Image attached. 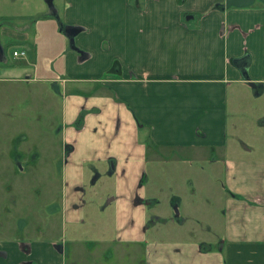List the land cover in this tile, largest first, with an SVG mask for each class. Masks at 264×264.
<instances>
[{"label": "crops", "instance_id": "obj_1", "mask_svg": "<svg viewBox=\"0 0 264 264\" xmlns=\"http://www.w3.org/2000/svg\"><path fill=\"white\" fill-rule=\"evenodd\" d=\"M223 4L0 0V19L20 23L16 32L2 28L1 37L22 41L29 62L3 72L28 75L30 83L43 81L36 78L43 73L39 47L47 35L39 33L40 25L62 34L55 13L64 27L80 28L74 42L84 55L66 43L69 76L61 80L70 89L58 130L67 149L65 196L56 209L64 223L82 220L84 172L109 165L119 183L108 201L115 206L118 241L143 244L146 264H264V100H258L264 98V5ZM34 25L39 32L33 33ZM248 132L261 144H248ZM175 149L211 153V166H222L224 227L215 246L145 240L148 205L137 192H143L148 152L166 163ZM19 239H0V264H63V250L54 242Z\"/></svg>", "mask_w": 264, "mask_h": 264}, {"label": "rangeland", "instance_id": "obj_2", "mask_svg": "<svg viewBox=\"0 0 264 264\" xmlns=\"http://www.w3.org/2000/svg\"><path fill=\"white\" fill-rule=\"evenodd\" d=\"M19 25L9 18L0 19V44L5 51L0 61V239L54 242L63 250V264H146L143 244L130 246L118 241L115 206L108 201L116 196L119 183L109 165L97 164L94 172H84L78 191L84 204L82 220L64 223L56 209L65 196L62 166L67 149L62 147L58 130L62 126V98L70 89V84L61 81L69 76L64 68L65 50L67 46L71 49L63 33L49 30V24H41L39 32L34 25L33 33H47L39 47L43 73L36 78L53 82L25 84L22 80L28 75L3 72L29 63L22 41L6 34L1 37L2 28L16 32ZM21 50L25 57L12 56L13 51ZM254 135L248 132L247 142L253 148L261 144ZM20 141L21 149L32 154L17 164L12 160L17 153L13 149ZM35 146L40 147L38 151ZM171 155L165 163L156 161L154 151L148 152L143 192H137L148 205L145 240H193L215 246L224 227L222 166L212 167L213 154L202 151L175 149ZM179 158L191 159L184 164ZM20 169L23 173H18Z\"/></svg>", "mask_w": 264, "mask_h": 264}, {"label": "water", "instance_id": "obj_3", "mask_svg": "<svg viewBox=\"0 0 264 264\" xmlns=\"http://www.w3.org/2000/svg\"><path fill=\"white\" fill-rule=\"evenodd\" d=\"M255 2H260L261 4L264 5V0H224V4L222 6V9H228L231 7L246 8V7L253 5ZM48 7L51 9L52 8L51 4L48 3ZM54 17L56 18V20L59 21L58 17L55 15V13H54ZM59 27H60L59 28L60 31L67 38L70 49L72 51H75L76 53H78L80 56H83L84 54L78 50V48L75 46V42H74L75 36L80 32V28L69 27V26L64 27L61 23H59ZM0 56H3L1 45H0ZM249 86L251 88L257 87V85L255 83H249ZM175 214H176V218H177L176 208H175Z\"/></svg>", "mask_w": 264, "mask_h": 264}, {"label": "flooded vegetation", "instance_id": "obj_4", "mask_svg": "<svg viewBox=\"0 0 264 264\" xmlns=\"http://www.w3.org/2000/svg\"><path fill=\"white\" fill-rule=\"evenodd\" d=\"M1 45V44H0ZM1 47H2V52H3V56H4V48H3V46L1 45ZM22 52H24V55H26L25 54V51H23V50H21ZM3 56H0V61L3 59ZM12 56H13V52H12ZM14 57V56H13ZM23 57H25V56H23ZM22 57V58H23ZM14 58H16V59H20L21 57H14ZM22 81H24V83L25 84H29L30 83V81H27V80H22ZM36 80L34 79V80H32L31 81V83L30 84H32V83H34ZM24 139V138H23ZM24 141H26V140H24ZM23 142L22 141H20V142H16L15 143V145H14V149H13V151H15V152H17L16 153V155H14V158L12 159V160H15L16 162L15 163H20V161H21V159L23 160L24 158H27L28 159V156H30V154H32V152L30 151V154L28 155V153H29V151L28 150H23V149H21V147H20V145L22 144ZM36 147V151H38L39 150V148L40 147H38V146H35ZM38 158V157H37ZM25 162H26V160H24ZM27 164V163H26ZM20 171L21 172H19L18 171V173H23V171L24 170H22V169H20ZM57 247H59V246H57ZM62 249V248H61Z\"/></svg>", "mask_w": 264, "mask_h": 264}, {"label": "built area", "instance_id": "obj_5", "mask_svg": "<svg viewBox=\"0 0 264 264\" xmlns=\"http://www.w3.org/2000/svg\"><path fill=\"white\" fill-rule=\"evenodd\" d=\"M13 56L14 57H23L25 55H24V52H22V51H13Z\"/></svg>", "mask_w": 264, "mask_h": 264}]
</instances>
